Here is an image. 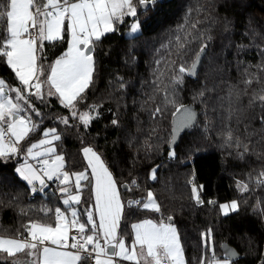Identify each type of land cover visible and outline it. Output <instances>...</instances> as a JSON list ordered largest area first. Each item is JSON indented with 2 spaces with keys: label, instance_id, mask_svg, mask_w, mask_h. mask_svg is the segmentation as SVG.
Instances as JSON below:
<instances>
[{
  "label": "trees",
  "instance_id": "1",
  "mask_svg": "<svg viewBox=\"0 0 264 264\" xmlns=\"http://www.w3.org/2000/svg\"><path fill=\"white\" fill-rule=\"evenodd\" d=\"M196 20L201 21L197 28L208 46L196 76L185 74L176 95L179 102L195 108L197 119L169 149L175 109L169 106L153 118L163 96L154 92L153 81L164 72L162 79L167 83L171 61L190 67L202 42L191 41L180 58L175 54L176 36H184L182 27L195 32L190 24ZM138 22V34L124 36L126 23L93 46L94 83L86 103L96 105L99 114L87 127L76 121H71L74 127L60 123L69 114L55 97H46V103L35 101L42 116L33 120L39 121L41 129H57L61 135L57 151L68 172L85 168L82 150L91 147L121 186L122 200H142L148 190L154 193L161 211H138L122 221V230L130 234L129 222L135 219L172 218L186 264L211 257L203 239L209 230L217 258H225L220 245L226 243L239 254L231 264H264V215L254 212L257 201H264V187L255 184L264 172V128L258 119L260 102L249 104L253 94L264 89V71L258 67L264 66V0H155L147 10L140 8ZM45 44L47 68L66 45ZM245 69L255 79L232 104L233 114L227 119L230 91L246 87ZM0 76L15 82L2 58ZM201 91L203 98L198 95ZM85 109L83 104L78 106L79 111ZM113 120L118 123L114 125ZM228 128L234 137L250 141L255 151L241 157V150L226 142ZM40 135L35 133L32 140ZM15 163L14 158L0 160V236L25 234L30 221L53 223L54 210L60 205L58 195L46 189L40 196H30L29 186L15 173ZM152 169L157 170L155 180L150 178ZM250 178L249 191L242 192L238 182L249 183ZM190 179L200 186L203 203H197ZM133 180L136 186L131 185ZM123 185L132 190L125 191ZM231 200L238 202L239 210L222 215L219 204ZM0 264H10L9 258L0 255Z\"/></svg>",
  "mask_w": 264,
  "mask_h": 264
},
{
  "label": "snow or ice",
  "instance_id": "2",
  "mask_svg": "<svg viewBox=\"0 0 264 264\" xmlns=\"http://www.w3.org/2000/svg\"><path fill=\"white\" fill-rule=\"evenodd\" d=\"M137 3L147 10L154 6L155 0H137ZM127 16H137L133 0H0V58L18 80L17 85H11L0 78V160L24 156L25 163L15 170L18 178L26 181L33 192H43L48 187L46 180L59 181L63 185L59 190L64 197V208H55L53 223L30 221L25 226L27 236L21 233L20 238L0 237V255L11 258L12 264H184L180 238L172 224L153 219L131 223L134 234L131 239L130 234L121 229L122 221L138 211H161L151 190L147 191L145 199L122 200L121 186L109 166L91 147L83 149L90 172L69 173L65 170L64 157L57 154L54 145L55 141L61 140L57 129H41L39 121L33 120V115L42 116L35 100L46 103V97L55 96L69 111L68 116L61 117L60 123L74 127L71 121L78 120L87 127L92 122L95 118L92 113L99 114L96 105L86 103L88 89L94 83L93 46L108 33L115 32L116 24L123 23ZM199 23L201 21L196 20L190 24L195 32L181 28L185 34L176 36L175 53L182 58L191 41L201 40L197 59L190 67L171 61L167 83L162 79L166 75L164 72L156 74L153 81L154 92L163 93L153 118L171 106L175 109L174 115L178 114V128L189 127L195 117L190 107L179 102L176 92L185 74H196L199 56L207 49L203 34L197 28ZM136 27L133 25V32ZM45 42L66 45V50L47 69L44 67L47 57L43 54ZM258 67L264 71V66ZM245 72V89L229 93L227 119L233 114L232 104L246 94L247 86L255 79L254 74L246 69ZM198 95L203 98L204 92ZM256 101L260 102L258 119L264 128V89L259 94L254 93L249 104ZM81 104L88 111H79ZM112 123L115 125L118 121ZM37 132L43 138L33 143L32 136ZM226 142L241 150V157L255 151L254 147L250 149V141L234 137L230 128L226 132ZM29 158L35 165L27 163ZM72 176L75 177L74 184ZM156 176L157 170L152 169L150 178L155 180ZM259 177L255 184L264 187V172ZM85 181L87 184L82 183ZM251 183L250 178L249 183L238 182V186L242 192H248ZM131 185L136 186V181H131ZM84 187L91 192L86 202L89 206L78 211L73 206L81 203ZM122 187L125 191L132 190L126 185ZM199 187L194 186L192 192L197 203H203ZM219 207L224 215L239 210L235 200ZM254 212L264 215V201H257ZM203 239L205 249L212 255L210 258L202 256L197 264H229V259L221 261L217 258L211 243V230L203 234ZM21 253L27 258L16 260ZM226 253L230 258L231 250Z\"/></svg>",
  "mask_w": 264,
  "mask_h": 264
},
{
  "label": "rangeland",
  "instance_id": "3",
  "mask_svg": "<svg viewBox=\"0 0 264 264\" xmlns=\"http://www.w3.org/2000/svg\"><path fill=\"white\" fill-rule=\"evenodd\" d=\"M133 2L136 3L135 0H133ZM136 6H137V16H136V17L127 16V17L124 18V22H123V23H117V24H116V26H121V25H124V24H126V23L128 24L127 27L123 29V34H124V36L131 37V36H134V35H136V34H138V33L140 32V24H139V22H138V14H139V12H140V8H141V6H140L138 3H136ZM133 25H136V26H137L135 32H133V30H132V29H133ZM65 50H66V49H65ZM92 55H93V58H94V61H95V55H94L93 52H92ZM58 57H59V56H58ZM55 59H56V58H55ZM55 59H53V60L49 63V65H50L51 63H53ZM49 65H47V68L49 67ZM47 68H45V69H47ZM13 75H14V73H13ZM0 78H2V77L0 76ZM14 78H15V77H14ZM4 80H5V79H4ZM5 81H6V80H5ZM6 82H8V81H6ZM8 83H10V82H8ZM10 84H11V85H17V84H18V80L15 78V82H14V83H10ZM51 97H55V96H51ZM55 98H56V97H55ZM35 101L40 102L38 99L35 100ZM58 102H59V101H58ZM37 109H38V108H37ZM67 110H68V109H67ZM81 111H88V109L81 110ZM68 114H69V111H68ZM92 115L95 116V115H96V112L92 113ZM33 116H34V115H33ZM75 121L77 122V124H79V125H81V126H84V125L81 124L78 120H75ZM48 128H49V127H48ZM48 128H46V129H48ZM46 129H45V130H46ZM41 138H43V137H42V134H41L38 138L33 139L32 142H33V143L38 142V140L41 139ZM57 143H58V141H55V142H54V145H55L56 149H57ZM57 154L61 155L58 151H57ZM82 154H83V150H82ZM83 157H84V155H83ZM13 158L16 160L14 170H16V168H18V167H21V166L25 163V157H24V156L13 157ZM84 160H85V164H86V166H85V168H84L83 170L75 171V172H69V173H77V172H81V171H88V172H90V169H88V165H87V159H86L85 157H84ZM27 163H30V164L35 165V161H32L30 158L27 160ZM65 170H66V169H65ZM15 173H16V171H15ZM16 174H17V173H16ZM71 180H72V182H73V184H74L75 177L72 176V177H71ZM54 181H55V180H53V181H47V180H46V183H47V184H49V183H53V184H55ZM135 181H136V180H135ZM25 182H26V181H25ZM57 182H58V184L56 185L57 190H58V196H57V197H59V202H60V205H59L58 207H61V209L63 210L64 205L62 204V200H63L64 197H63V195L61 194V192H60V190H59L61 187H63V185H61V184L59 183V181H57ZM26 183H27V182H26ZM82 183L87 184L86 181H85V182H82ZM27 185H28V184H27ZM28 186H29V188H30V192H31V193H34V192L31 190V186H30V185H28ZM36 187L39 188L40 185L37 183ZM146 195H147V194H146ZM90 196H91L90 189H89L88 187H84L83 192H82V194H81V203H80L79 205H74L73 207H75L78 211H79V210H82V209H84V208H87L89 205H88V203H86V202L89 201ZM145 198H146V196H145L143 199H145ZM232 201H233V200L228 201V202H222V203L219 204V206L222 205V204H225V203H229V204H230ZM219 211H220V213H221L222 215H224L223 212L221 211L220 207H219ZM229 213H231V211H230ZM144 219H148V218H144ZM144 219H135V220L129 222V231H130V237H129V239H131V238L134 236V234H132V230H131V227H130L131 223L142 222ZM154 221H157V220H154ZM157 222L169 223V222H167V219H166V220L157 221ZM170 224H172V225L176 228L175 224H173L172 222H171ZM176 230H177V229H176ZM0 237H5V238H18V237H14V236H0ZM26 258H27V257H26L23 253H21V254H18V256H17L15 259L18 260V261H20V260H22V259L25 260ZM219 259H220L221 261H223L224 259H227V258H219ZM183 260H184V264H186V263H185L184 255H183ZM9 262H10V264H12V259H11V258H9ZM229 264H231L230 261H229Z\"/></svg>",
  "mask_w": 264,
  "mask_h": 264
},
{
  "label": "water",
  "instance_id": "4",
  "mask_svg": "<svg viewBox=\"0 0 264 264\" xmlns=\"http://www.w3.org/2000/svg\"><path fill=\"white\" fill-rule=\"evenodd\" d=\"M141 8H142V7H141ZM142 9H144V8H142ZM198 52H199V51H198ZM204 53H205V52H204ZM204 53L200 54V56H199L198 66H197V71H198V69H199V66H200L201 60H202V58H203V56H204ZM196 59H197V54H196V56H195V58H194L193 60H196ZM192 62H193V61H192ZM191 64H192V63H191ZM190 66H191V65H190ZM196 73H197V72H196ZM195 76H196V74H195L194 76H190V77H195ZM185 106L190 107V108L195 112L194 120L192 121V123H191V125H190L189 127H187V128H178V127H177V123H178V114H176V115L173 114V115H172L171 139H170V143H169V145H168V148H169V149H173V148L177 145L181 133L184 132L185 130H187L188 128H190L191 126H193L194 123L196 122V119H197V113H196L195 108H194L191 104H188V105H185ZM123 186H125V185H123ZM123 189H124V188H123ZM167 222L171 223V222H172V218H170V219L168 218V219H167ZM226 250H231L230 258H229V256H228V254L226 253ZM220 251H221L222 255H223L225 258L229 259V261H233V260H235V259H237V258L239 257V254L237 253V251H236L233 247L229 246V245L226 244V243H222V244L220 245Z\"/></svg>",
  "mask_w": 264,
  "mask_h": 264
},
{
  "label": "built area",
  "instance_id": "5",
  "mask_svg": "<svg viewBox=\"0 0 264 264\" xmlns=\"http://www.w3.org/2000/svg\"><path fill=\"white\" fill-rule=\"evenodd\" d=\"M54 182H55V184L49 183L48 184V187L45 188V189L47 191H49V192H52V193H55V194L58 195V190H57V187H56V185L58 184V182L57 181H54ZM189 185H190V187H194V182H193L192 179L189 180ZM42 194H43V192H34V193H31L30 192V196H32V197L33 196H40ZM137 200H139V199H137ZM24 236H27V234L25 233ZM17 237L20 238V234Z\"/></svg>",
  "mask_w": 264,
  "mask_h": 264
},
{
  "label": "crops",
  "instance_id": "6",
  "mask_svg": "<svg viewBox=\"0 0 264 264\" xmlns=\"http://www.w3.org/2000/svg\"><path fill=\"white\" fill-rule=\"evenodd\" d=\"M59 198V197H58ZM24 259L20 260V261H23Z\"/></svg>",
  "mask_w": 264,
  "mask_h": 264
}]
</instances>
